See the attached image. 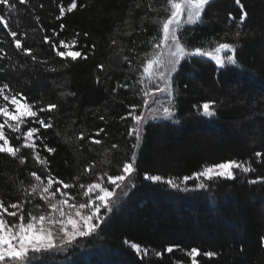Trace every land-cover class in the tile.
<instances>
[{"label":"trees","instance_id":"trees-1","mask_svg":"<svg viewBox=\"0 0 264 264\" xmlns=\"http://www.w3.org/2000/svg\"><path fill=\"white\" fill-rule=\"evenodd\" d=\"M15 2L17 13L9 14L0 5V15L17 32L22 49L15 48L8 30L0 24V86L7 83L11 92L5 93H19L17 98L33 104V110L56 104L58 111L38 113L45 122L51 119L53 123L52 128L41 129L40 135L56 151L47 153L37 141L41 155L49 160L46 169L30 149L21 151L24 164L0 153V199L5 206L23 203L27 211L39 204L46 210L39 196L27 197L25 189L35 183L30 175L33 171L45 183L50 172L73 185L66 191L74 203L82 202L81 184L97 182L105 172L121 174L123 164L136 153L127 194L111 212L105 210L97 232L62 251L43 253L32 264H179L191 262L188 252L192 248L201 253L197 264H264V182H248L264 177V0H241L248 16L239 29L242 12L235 0H214L206 6L201 23L184 25L180 35L189 49L210 50L218 42L234 43L239 66L219 68L211 59L200 57L182 61L172 73L169 103L174 118L148 120L137 149L132 147L135 137L127 134L131 118L122 121L120 117L132 105L140 106L137 113L144 111L137 80L146 59L156 51L150 41L162 38L160 21L170 14L167 0H75L77 6L71 12L67 8L73 0ZM61 6L65 15L57 19ZM237 30L242 33L238 40L233 36ZM45 36L50 37L47 44ZM60 40L69 45L76 40V45L63 49ZM51 43L62 51H81L88 59L58 57ZM23 48L31 49L37 60ZM118 83L129 87L116 88ZM209 101L218 105L213 117L201 114L200 106ZM26 120L22 131L39 127L30 118ZM100 128L104 132L96 136ZM81 132L82 140L77 139ZM5 134L13 146L23 143L22 137L16 139L21 134L12 133L7 126ZM93 139H100L101 144L92 143ZM227 160L255 171L233 169L234 179L189 180L183 186L188 191L144 179L147 173L180 181L205 165ZM200 182L207 187L196 188ZM56 187L54 184L53 189ZM4 215L9 221L16 219ZM125 240L147 248L148 254L138 255ZM170 246L173 251L168 253ZM208 251L217 255L204 256Z\"/></svg>","mask_w":264,"mask_h":264},{"label":"snow or ice","instance_id":"snow-or-ice-1","mask_svg":"<svg viewBox=\"0 0 264 264\" xmlns=\"http://www.w3.org/2000/svg\"><path fill=\"white\" fill-rule=\"evenodd\" d=\"M20 4H25L26 0H18ZM214 0H167L170 14L160 21L162 38L158 41L156 37H153L150 43H153L156 51L146 59L143 64V71L137 80V84L141 87L138 94H142L143 104L142 107L147 109L148 114L145 115L144 111L137 113L138 105L130 106V110L125 116H121L122 121H126L131 118V124L128 129V136L135 137V143L132 145L133 149H137L141 146L144 126L148 122L149 118L156 120L158 118H164L172 120L175 116L174 108L169 103L166 106L152 108V104H160V95L167 94L171 96L173 93V76L172 73L176 72L178 66L182 61H190L194 57L209 58L215 62L219 68H225L227 66H239L237 59V45L228 42H218L210 51L204 50L202 47H195L189 49V47L182 41L180 33L182 32L184 25H194L202 22V16L206 9ZM235 3L240 6L242 14L237 21V28L242 25L248 13L244 11L241 0H235ZM0 5H3L9 14L17 13V3L15 0H0ZM75 0L67 8L68 12H71L76 8ZM139 7V5H137ZM65 15V8L60 7V15L57 19H60ZM231 19H235L231 17ZM39 20V17L36 18ZM129 26L130 22L126 21ZM0 24L8 30L9 34L14 40L15 48L17 50L22 49L21 39H17V32L12 31L9 28V20L4 15H0ZM61 30L64 29V25H60ZM53 35H56L53 33ZM87 33H85V36ZM225 35H228L227 33ZM242 35L240 30H237L233 36L235 39H239ZM44 42L47 44L50 42V37L45 36ZM115 44V40L112 41ZM60 48L69 49L76 45V40H73L71 45L65 43L64 40L59 42ZM51 47L55 50V54L61 58L70 57L72 61H76L77 58L88 59L87 54H82L81 51H62L57 48L55 43H51ZM94 48V45H93ZM3 52V49H0ZM23 52L31 56L33 61L37 60V57L32 55V50L29 48H23ZM0 59H3L0 56ZM124 61H129L127 56L123 57ZM98 68L103 69V65H98ZM0 71H3L0 68ZM55 71V69H52ZM96 82L99 84L100 79L97 77ZM128 84H117L116 88H128ZM5 90L9 89L7 83H3L0 86V99L4 101L0 104V117H3V122H0V153L7 154L11 158L18 159L20 164L25 163V158L20 155L22 149H30L33 154V158L36 162L47 168L49 160L46 156H42L38 150L37 141L43 145V149L47 153L52 154L56 151L55 147H49L45 143L44 138L40 135L41 129H50L53 127L51 119L45 122L44 118L39 117L40 112H53L58 111L56 104H48L40 107L38 110H33L34 105L27 102L22 103L21 99H17V94H6ZM115 92L116 89H113ZM73 95V93H69ZM12 105V110L9 109L8 104ZM196 107V106H194ZM215 101H209L203 103L200 108L201 114L207 117H213L216 114ZM26 118H30L34 124H39V127L30 126L27 131H22V125L27 123ZM103 120L104 117H101ZM14 122V123H13ZM178 123V121H176ZM10 129L12 133H20L16 139L23 138V143L18 146H13L10 143L9 138L5 134V128ZM104 132L103 128H100L96 132V136ZM84 133L81 132L77 136V139H83ZM94 144H101L100 139H93L91 141ZM113 148L117 145L113 144ZM260 153L257 152L256 156L260 157ZM136 153L133 151L131 161L125 162L119 175H108L105 172L98 178L97 182L80 185L81 189H84L83 195L87 198L84 202L70 203V200L74 198L69 195L68 189L73 185L65 183L63 180L54 178L49 172L45 183L40 175H37L35 171L30 175L34 178L35 183L29 186V189H25L27 197L39 196L40 200H43L46 205V210L43 206L36 204L34 209L25 210L23 203H10L7 207L3 199H0V264H32V261L37 259L41 254L52 251H62L68 246H72L80 238H86L94 235L100 225L104 222L105 217L101 215V209L111 212L112 200L116 189H119L124 185L125 181L131 177L135 171ZM233 169H240L244 173L255 171L250 166H244L235 160H227L211 165H205L201 171L193 173L191 176H184L182 180L177 181L175 178L164 179L159 175H149L145 173L144 179L150 180L153 183H166L170 188L176 190L188 191L187 187H183L189 180H204L211 181L215 178L234 179ZM91 166L86 169L90 171ZM107 177V184L104 183V177ZM251 184L257 182H264V177H258L257 179L248 181ZM21 184L23 182L21 181ZM57 185L53 189V185ZM111 186V190L109 186ZM135 185H130L134 187ZM207 185L204 182L196 184V188L204 189ZM57 193L60 198L57 199ZM127 193H125L126 195ZM31 203V199L27 200ZM9 208L13 209L9 211ZM8 217L16 218L14 221H9L5 218L4 214ZM74 213V214H73ZM58 214V215H57ZM59 223L62 225V238L59 239V243L56 242V237L52 230V225ZM264 240V238H262ZM124 243L129 245L139 255L148 254V249H142L137 243H130L125 240ZM168 253L173 251V247L166 249ZM157 256L161 253L156 252ZM188 255L192 258V264H197L196 257L201 255L197 248H192ZM204 256L213 257L217 253L208 251L203 253ZM143 258V256L141 257Z\"/></svg>","mask_w":264,"mask_h":264},{"label":"rangeland","instance_id":"rangeland-1","mask_svg":"<svg viewBox=\"0 0 264 264\" xmlns=\"http://www.w3.org/2000/svg\"><path fill=\"white\" fill-rule=\"evenodd\" d=\"M211 50V49H210ZM210 50H208V51H210ZM171 97H172V95L171 96H168L167 94H162V95H160V104H152L151 105V107L152 108H157V107H160L161 108V110H162V107L163 106H166V105H168V103L170 102V100H171ZM18 99V98H17ZM21 102L22 103H24L22 100H21ZM9 109L10 110H12V105L10 104L9 106ZM144 112H145V115H147L148 114V112H147V109H144ZM162 118V117H161ZM2 119H3V117H2ZM151 118H149V120H150ZM0 143H2V141H0ZM128 186V183H127V180L125 181V183H124V185H122V187L121 188H119V189H116V191H115V194H114V196L111 198V200H112V207L122 198V196H124L125 195V193H126V191L128 190V188L129 187H127ZM110 190H111V188H110ZM87 198L86 197H84V199H83V201L82 202H84L85 200H86ZM74 200H70L69 202L70 203H74L73 202ZM79 203V202H78ZM104 213H105V210L102 208L101 209V215L102 216H104ZM74 214V213H73ZM58 215V214H57ZM52 230H53V232H54V236L56 237V242H57V244L59 243V239L60 238H62V231H61V228H62V225H60L59 223H55V224H53L52 226ZM263 243H264V240H263ZM191 258V257H190ZM191 262H189V263H179V264H192V258H191V260H190Z\"/></svg>","mask_w":264,"mask_h":264}]
</instances>
